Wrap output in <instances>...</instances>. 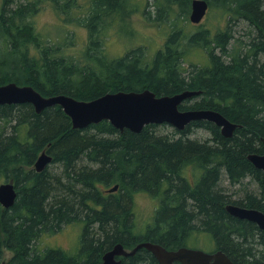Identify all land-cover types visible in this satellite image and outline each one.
<instances>
[{"label":"trees","instance_id":"trees-1","mask_svg":"<svg viewBox=\"0 0 264 264\" xmlns=\"http://www.w3.org/2000/svg\"><path fill=\"white\" fill-rule=\"evenodd\" d=\"M79 1L0 0V85L14 81L45 96L80 100L117 91H197L180 109H213L239 126L230 137L204 119L184 129L172 125L165 134L156 131L158 123L139 132L108 120L74 128L57 104L41 112L29 102L0 104V183L13 181L17 191L11 206L0 202V264H99L117 243L126 249L144 241L169 250L200 248V235L210 250H223L236 264H264V229L226 209L233 203L264 212V173L248 159L264 153V0H207L208 9L215 4L228 22L237 20L248 39L235 37L230 25L214 35L206 28L181 35L176 27L149 60L143 46L119 57L104 47L109 16L124 19L129 0H87V9ZM192 1L155 0L163 4L161 14L178 3L189 23ZM44 2L85 26L88 40L80 50H71V36L53 40L38 29L35 19ZM182 36L206 50V65L184 66ZM195 129L210 136L192 138ZM43 150L53 159L38 171ZM139 192L158 199L144 231L133 207ZM78 223L74 252L39 245L44 234ZM120 259L160 264L145 247Z\"/></svg>","mask_w":264,"mask_h":264},{"label":"water","instance_id":"water-1","mask_svg":"<svg viewBox=\"0 0 264 264\" xmlns=\"http://www.w3.org/2000/svg\"><path fill=\"white\" fill-rule=\"evenodd\" d=\"M208 10L207 0H193L190 18L199 23ZM197 91L185 90L172 95H157L150 89L142 91L108 92L91 100L77 99L68 94L45 96L32 85H19L14 81L0 85V104L24 103L33 104L37 112L52 105H60L71 118L74 128H84L103 120L110 121L115 127L128 128L139 132L150 123H169L178 129H184L195 120H208L220 127L224 136L230 137L239 126L230 121L221 112L213 109H180V105ZM264 141V138H262ZM53 156L43 150L35 162V168L41 171L50 163ZM248 159L264 173V153H250ZM118 185L109 190L114 191ZM17 197L13 181L0 183V202L11 206ZM226 209L233 215L255 222L264 229V212L253 207L238 204H227ZM145 247L151 251L160 264H236L223 250L208 252L200 248L180 247L175 250L166 249L159 243L144 241L133 249H126L117 243L104 253L99 264H120V256H129Z\"/></svg>","mask_w":264,"mask_h":264},{"label":"rangeland","instance_id":"rangeland-1","mask_svg":"<svg viewBox=\"0 0 264 264\" xmlns=\"http://www.w3.org/2000/svg\"><path fill=\"white\" fill-rule=\"evenodd\" d=\"M129 1L131 12H123L125 14L124 19L114 17L115 14L112 15L113 17L109 16V18H112V23L107 25L108 27L103 35V40L106 52L111 57L122 56L132 48L143 46L146 50L145 58L149 60L152 54L164 46L171 31L176 27L181 29V35H183L184 32L191 34L200 28L209 29V33L214 35L219 31L225 30V28L230 25L232 30L235 31V37L241 36L244 39H248L244 27L238 25L237 20L228 22V17L220 14L217 9L218 7L215 4H212L209 7L205 17L201 22L197 23V28L193 22L190 21L189 23L183 19V16H185L184 11L178 3L174 4L169 12L165 11L161 14L163 4L161 6L156 5L158 3H156L155 0ZM158 2L163 3V0H158ZM79 4L80 9H87L88 7L87 0H80ZM78 8L79 7H77V10ZM191 11L192 9H190L189 17ZM65 18L66 16L63 13L59 14L56 12L54 5L44 2L42 3L41 10L37 14L35 20L38 29L43 33L51 35L53 40L55 38L57 40H64L71 36L74 42L71 50H80L88 40V31L85 26L79 24L76 20L68 21ZM181 45L187 53L184 60V66L207 64L208 53L206 50L204 51L203 48L196 44L189 45L188 39H184V36L181 38ZM172 129L173 126L171 124L166 123L163 126V123H160L158 124L156 131L165 134L172 131ZM194 131L195 132L190 135L192 138L205 139L210 136L209 131L205 129H195ZM52 166L53 165L51 164V167ZM193 173V169L188 170V175L190 177H192ZM133 201L136 219L141 225V231H144L146 225L153 221L158 199L148 193L139 192L134 196ZM81 230L82 224L80 223L65 225V227L56 234H44L38 243L40 246H61L62 248L70 249L74 252L79 244ZM202 236L203 235L199 236L198 243L200 244L197 245H201L202 247L200 248H204L205 250H210L212 246H209L206 238ZM11 254L12 253L9 250L5 252L4 262L9 259Z\"/></svg>","mask_w":264,"mask_h":264},{"label":"bare ground","instance_id":"bare-ground-1","mask_svg":"<svg viewBox=\"0 0 264 264\" xmlns=\"http://www.w3.org/2000/svg\"><path fill=\"white\" fill-rule=\"evenodd\" d=\"M209 3V2H208ZM204 140V139H203Z\"/></svg>","mask_w":264,"mask_h":264}]
</instances>
